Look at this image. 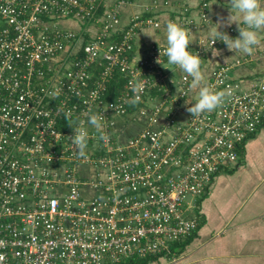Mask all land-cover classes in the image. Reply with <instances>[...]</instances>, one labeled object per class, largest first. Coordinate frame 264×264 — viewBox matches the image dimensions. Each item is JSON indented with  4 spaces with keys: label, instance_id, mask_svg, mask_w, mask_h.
Returning a JSON list of instances; mask_svg holds the SVG:
<instances>
[{
    "label": "built area",
    "instance_id": "obj_1",
    "mask_svg": "<svg viewBox=\"0 0 264 264\" xmlns=\"http://www.w3.org/2000/svg\"><path fill=\"white\" fill-rule=\"evenodd\" d=\"M136 1L0 0V264H120L171 254L197 227L187 215L192 201L263 124L264 81L234 77L240 60L205 76L225 102L192 117L187 108L198 92L167 62V44L134 47L140 29L162 23L140 13L122 28V9ZM67 18L82 30L60 27ZM86 29L92 37L81 56L59 65ZM210 47L201 39L188 50L203 63ZM110 83H120L112 99ZM134 86L142 92L132 105ZM92 114H103L107 142L88 124ZM128 123L138 127L125 135ZM81 127L90 135L85 157L70 139Z\"/></svg>",
    "mask_w": 264,
    "mask_h": 264
},
{
    "label": "crops",
    "instance_id": "obj_2",
    "mask_svg": "<svg viewBox=\"0 0 264 264\" xmlns=\"http://www.w3.org/2000/svg\"><path fill=\"white\" fill-rule=\"evenodd\" d=\"M204 1L208 2L205 20L199 15ZM229 11V0H159L157 4L152 0H137L134 5L122 9L121 21L126 24L131 15L142 13L150 14L162 23L157 29L146 27L137 32L134 47L140 49L152 42L167 44L166 23L186 18L190 22L181 27L188 31L193 41L189 48H195L201 39H209L215 27L210 21L216 23L217 14L227 18ZM59 26L78 31L84 25L76 19L67 18ZM241 27L244 25L241 24ZM229 28L235 29L232 38L238 37L235 23L221 30ZM261 36L264 37V33ZM78 40L72 43L71 55H60L59 65L62 66L64 58L73 61L81 56L78 54L80 51L77 52L81 49V41ZM214 48L222 50V56L213 58L211 51L208 52L201 65L205 76H209L217 65L240 60L232 68L234 77L243 80L244 84L264 81V42L252 55L230 52L223 43ZM171 77L176 78V72L173 71ZM121 127L122 122L118 121V128ZM239 153L240 159L234 164L222 166L213 175L204 193L192 201L193 207L187 215L197 219L198 227L193 231L192 241L185 252H182L184 255H175L177 264H264V121L244 141ZM171 254L174 255L173 252Z\"/></svg>",
    "mask_w": 264,
    "mask_h": 264
},
{
    "label": "clouds",
    "instance_id": "obj_3",
    "mask_svg": "<svg viewBox=\"0 0 264 264\" xmlns=\"http://www.w3.org/2000/svg\"><path fill=\"white\" fill-rule=\"evenodd\" d=\"M231 11L227 18L217 14L216 23L212 28L209 40L211 47L206 49L211 51L213 58L221 57L222 50L216 49L213 45L216 41H220L226 45L230 52H240L245 55H252L256 48L262 45L264 37V0H229ZM233 23L237 25L238 37L232 38L224 27H230ZM241 24L244 27H241ZM148 35V34H145ZM152 38L150 35H148ZM166 41L167 47L164 55L167 57V62L170 65H175L184 74L185 79L191 77L190 91L198 92L197 101L187 108V111L192 117H199L204 113H211L225 102L226 93L214 91L205 84V75L201 71L202 59L195 53L190 52L189 44L193 42L187 30L181 27L178 23L169 21L166 25ZM158 64V59L156 61ZM134 98L129 101L135 105L140 100L142 86H134L132 89ZM68 118H71V113H68ZM88 124L94 128L99 135V139L107 142L109 137L101 132L103 128V114H92L88 117ZM72 146L80 157L86 156V149L90 139L89 132L86 128H78L75 133L70 136ZM51 159V157H50ZM0 259H3L0 256Z\"/></svg>",
    "mask_w": 264,
    "mask_h": 264
},
{
    "label": "trees",
    "instance_id": "obj_4",
    "mask_svg": "<svg viewBox=\"0 0 264 264\" xmlns=\"http://www.w3.org/2000/svg\"><path fill=\"white\" fill-rule=\"evenodd\" d=\"M102 1H104V0H102ZM101 10H103V3L100 5V9H99V11H98V14H100V12H101ZM142 14V13H141ZM142 15H144V16H152V15H150V14H142ZM64 20V19H63ZM89 24H91V22L90 23H88V27L90 26ZM127 24V23H126ZM126 24H124V26H122V28L123 29H125L127 26H126ZM90 30L91 31H94V27H92V28H90ZM89 30L88 29H86L85 31H84V33H83V37H82V40H81V44L83 45V44H86V42L92 37L90 34H89V32H88ZM119 34H120V30L118 29L117 31H115L114 33H113V35H112V39H118V37H119ZM81 53H82V49L80 50V52L78 53L79 55H81ZM118 68V67H117ZM98 73H99V69H97V70H95L94 71V76L96 77L97 75H98ZM119 84L120 83H117V84H115V83H110L109 85H108V93L109 92H111L110 93V95H107L108 97H110V99H112L113 97H115L116 95H117V90H118V87H119ZM68 123V122H67ZM244 144V142L239 146V148L242 146ZM239 148H238V158H237V160H239L240 159V153H239ZM197 227H198V224H197ZM196 227V228H197ZM195 228V229H196ZM195 229L193 230V231H195ZM192 231V232H193ZM190 233V234H188L187 236H185L184 238H182V239H180V240H178V241H175L174 243H172L171 244V247H170V250H171V252H173L174 253V255H179V254H181L184 250H185V248H186V246L190 243V241H192V238H193V235H194V232L193 233ZM171 255H173V254H167L166 256H164L163 254L162 255H160V256H147V257H145V258H142V259H137V260H133V259H131L130 261H126V262H122V263H120V264H151L152 262H157V261H159L160 260V258H165V257H171Z\"/></svg>",
    "mask_w": 264,
    "mask_h": 264
},
{
    "label": "rangeland",
    "instance_id": "obj_5",
    "mask_svg": "<svg viewBox=\"0 0 264 264\" xmlns=\"http://www.w3.org/2000/svg\"><path fill=\"white\" fill-rule=\"evenodd\" d=\"M137 127H138V126L135 125V124H133V123H131V124L128 123V125H127V127H126V129H125V135H130V134H132V133L136 130ZM184 252H185V251H184ZM182 255H184V253H182ZM177 261H178V259H177ZM177 261H176V262H177ZM176 262H175V263H176ZM157 264H172V263H169L168 260L165 259V258H160V260L157 262ZM176 264H177V263H176Z\"/></svg>",
    "mask_w": 264,
    "mask_h": 264
}]
</instances>
